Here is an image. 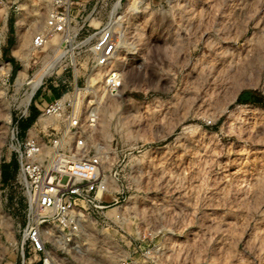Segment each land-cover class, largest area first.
<instances>
[{
  "label": "rangeland",
  "instance_id": "374dc122",
  "mask_svg": "<svg viewBox=\"0 0 264 264\" xmlns=\"http://www.w3.org/2000/svg\"><path fill=\"white\" fill-rule=\"evenodd\" d=\"M50 7L0 0V264H20L28 209L12 122L24 138L67 92L94 108L89 141L117 175L58 264H264V0H72L65 35L34 48ZM106 23L122 35L116 95L90 67Z\"/></svg>",
  "mask_w": 264,
  "mask_h": 264
},
{
  "label": "built area",
  "instance_id": "2783aa9c",
  "mask_svg": "<svg viewBox=\"0 0 264 264\" xmlns=\"http://www.w3.org/2000/svg\"><path fill=\"white\" fill-rule=\"evenodd\" d=\"M49 2L44 25L32 37L34 48L44 47L54 35H65L70 23L72 0ZM111 26L106 23L89 41L90 67L99 70L104 89L116 95L123 77L115 65L122 35ZM93 109H81V100L75 105L67 92L39 108L24 138L19 136L21 117L12 122L10 142L28 207L18 243L20 264H58V250L79 254L86 228L108 207L103 197L117 172L105 173L103 152L89 141L95 127ZM40 117L46 121H39ZM48 118L54 122L48 123Z\"/></svg>",
  "mask_w": 264,
  "mask_h": 264
},
{
  "label": "bare ground",
  "instance_id": "6f19581e",
  "mask_svg": "<svg viewBox=\"0 0 264 264\" xmlns=\"http://www.w3.org/2000/svg\"><path fill=\"white\" fill-rule=\"evenodd\" d=\"M31 82H34V81H30V83ZM38 82V81H37ZM35 83H36V81H35ZM36 87H37V83L36 84H34L33 86H32V89H31V91H29L28 92V94H27V96H26V100H25V103L27 104L28 102H29V98L32 96V94H33V92H34V90L36 89ZM73 95V94H72ZM73 99H74V101H75V105H77V102L79 101V95H78V101H77V95L75 94L74 96H73ZM79 103V102H78ZM46 121V119H44V118H42V117H40L39 118V121ZM32 130V129H31ZM31 130H29V131H31ZM111 185V184H110ZM112 187V186H111ZM105 251V250H104Z\"/></svg>",
  "mask_w": 264,
  "mask_h": 264
},
{
  "label": "trees",
  "instance_id": "16d2710c",
  "mask_svg": "<svg viewBox=\"0 0 264 264\" xmlns=\"http://www.w3.org/2000/svg\"><path fill=\"white\" fill-rule=\"evenodd\" d=\"M36 112H37L36 110H33V111H32V114L29 115V118H28V119H30V121H29V124L26 126L25 130L31 125L33 119H34L35 116H36ZM26 120H27V119H26ZM26 120H25V121H26Z\"/></svg>",
  "mask_w": 264,
  "mask_h": 264
}]
</instances>
